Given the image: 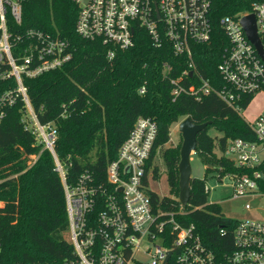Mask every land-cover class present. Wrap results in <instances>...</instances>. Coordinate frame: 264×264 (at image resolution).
Returning <instances> with one entry per match:
<instances>
[{
	"label": "trees",
	"instance_id": "16d2710c",
	"mask_svg": "<svg viewBox=\"0 0 264 264\" xmlns=\"http://www.w3.org/2000/svg\"><path fill=\"white\" fill-rule=\"evenodd\" d=\"M23 8L22 30L49 33L51 38L68 42L73 53L72 60L62 67L25 79L40 122L56 132L54 151L69 186H76L86 172L97 183H105L108 165L118 158L120 146L139 117L153 118L158 125L147 166V173L151 168L155 179L160 175L159 150L170 142L173 125L185 118L195 124L212 122L197 137V154L206 165V175L217 173L221 180L225 173L240 171L222 154L229 139L255 141L242 115L216 93L200 100L186 94L173 99L171 80L191 70L187 55L175 56L166 42L155 47L146 31L135 25V46L119 50L110 61L100 42L77 34L79 8L74 0H26ZM248 9L246 0L217 1L219 17ZM223 40L224 35L218 34L210 45H193L195 70L184 76L183 84L200 86L201 80L207 79L215 89L224 86L218 69ZM252 100L251 95L244 97L240 102L243 110ZM23 119L19 104L0 127L1 262L63 264L73 258L74 251L66 238L69 222L63 180L52 152L26 129ZM162 158L172 195L160 197L151 191L154 204L184 212L179 219L185 225L195 224L210 248L220 252L230 249L238 221L208 203L206 178H192L191 197L183 207L179 201L180 145L163 150ZM99 211L98 207L95 212ZM222 229L228 232L226 237Z\"/></svg>",
	"mask_w": 264,
	"mask_h": 264
},
{
	"label": "built area",
	"instance_id": "2783aa9c",
	"mask_svg": "<svg viewBox=\"0 0 264 264\" xmlns=\"http://www.w3.org/2000/svg\"><path fill=\"white\" fill-rule=\"evenodd\" d=\"M25 1L0 0V127L10 110L22 104L26 129L55 157L65 188L69 242L74 250L73 258L63 264H264V221L237 220L230 249L220 252L203 242L195 224L185 225L179 219L184 212L154 204L149 194L152 169L147 173L158 137L153 118L137 119L118 158L108 165L105 183H97L86 172L76 186L67 184L54 151L56 132L40 122L25 79L62 67L73 53L68 42L51 38L49 33L22 30ZM217 1L74 0L79 8L76 32L85 40L100 42L112 61L119 50L135 46L137 25L155 47L166 42L175 56L189 58L191 70L171 80L174 100L183 94L200 100L216 93L241 114L244 97L264 94V60L243 25L247 16L255 17L264 48V0H246L248 10L220 17ZM218 34L224 35L218 67L224 86L215 89L207 79L200 86H186L184 76L192 74L196 65L193 45H210ZM246 121L255 141L229 139L222 154L240 170L225 173L221 179L231 181L233 199L264 196V113ZM211 189L206 184L208 194ZM246 208L251 207L247 204ZM221 233L226 237L228 232L222 229ZM1 254L0 242L3 264Z\"/></svg>",
	"mask_w": 264,
	"mask_h": 264
},
{
	"label": "rangeland",
	"instance_id": "374dc122",
	"mask_svg": "<svg viewBox=\"0 0 264 264\" xmlns=\"http://www.w3.org/2000/svg\"><path fill=\"white\" fill-rule=\"evenodd\" d=\"M262 113H264V94L258 93L249 107L244 110L241 115L245 120L252 121ZM185 119H181L180 122L173 125L170 142L159 150V155L156 157V162L159 166V177L155 179L152 174L150 175V189L156 192L160 197H171L172 195L168 182V171L162 158V152L169 147H177L179 145L181 150L183 138L179 132V125ZM211 133L216 135L214 130H212ZM34 161H36V158ZM191 165L192 177L199 179L206 178L208 188H212L208 194V203L218 208L223 215L234 220L264 219V196L233 199L232 189L228 186L231 184V181L229 179L220 181L217 178V173H209L206 175V165L201 161L197 152L193 153L191 156ZM247 204L250 205V209L246 208ZM3 207L4 203L0 202V211ZM66 238L69 239V235H66Z\"/></svg>",
	"mask_w": 264,
	"mask_h": 264
},
{
	"label": "water",
	"instance_id": "95a60500",
	"mask_svg": "<svg viewBox=\"0 0 264 264\" xmlns=\"http://www.w3.org/2000/svg\"><path fill=\"white\" fill-rule=\"evenodd\" d=\"M243 25L247 32L248 38L256 46L260 56L264 60V48L259 38L256 29V20L253 15L247 16L243 20ZM212 122L203 124H195L190 118H186L179 125V132L183 138L182 147L180 150L179 162V201L183 207H186L191 197V180H192V165L191 156L197 152V137L200 132L206 129Z\"/></svg>",
	"mask_w": 264,
	"mask_h": 264
},
{
	"label": "crops",
	"instance_id": "0c3cea01",
	"mask_svg": "<svg viewBox=\"0 0 264 264\" xmlns=\"http://www.w3.org/2000/svg\"><path fill=\"white\" fill-rule=\"evenodd\" d=\"M258 221H264V219H262V220H258Z\"/></svg>",
	"mask_w": 264,
	"mask_h": 264
}]
</instances>
